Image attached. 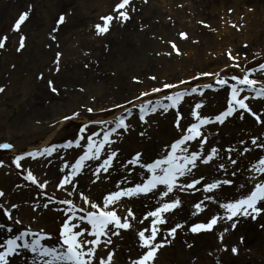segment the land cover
Here are the masks:
<instances>
[{
	"label": "rangeland",
	"instance_id": "obj_1",
	"mask_svg": "<svg viewBox=\"0 0 264 264\" xmlns=\"http://www.w3.org/2000/svg\"><path fill=\"white\" fill-rule=\"evenodd\" d=\"M6 1L11 3L10 8L4 7ZM53 1L30 0L26 6L16 4V0H0V35H8L6 46L0 48V86H3L0 91V143L14 145L11 150L0 149V160L4 161L0 165V190L5 193L0 202L19 205L15 215L23 223L16 226L17 229L29 224L32 217L36 216L32 227L43 228L55 235L60 214L52 210L41 213L32 209L33 201L40 202L43 198L36 196L39 190L25 181L20 170L12 164L13 155L46 144L63 143L74 138L81 122L110 119L112 116V112L88 113L80 109L78 118L67 121L61 119L82 104L96 109L107 108L113 102L131 99L139 91L160 82L183 79L198 71L216 72L224 69L225 64L231 63L227 50L238 55L242 68L255 67L264 62V0H165V3L152 0L154 5L149 4L150 0H130V19L127 23L132 21V12L135 15L141 13V16H134L143 21L135 32L149 38L146 40L149 42L144 45L140 40L136 41L137 37L132 41L128 36H122L121 42L116 44L114 39L120 36L118 33L122 29V23L119 22L113 23L110 31L103 36L94 34L92 26L100 16L111 10L113 0H57V5L54 4L56 0ZM29 5V18L22 25V32L26 36L25 47L18 52V34L10 29L18 13L28 10ZM61 12L65 13L66 22L58 27L54 33L56 41H52L49 33L53 27H57L55 20ZM181 31L188 34L187 39L178 37ZM168 40L175 41L183 54L163 55L171 50ZM126 48L132 55L126 53ZM57 51L62 53L61 66L59 72H54L51 71V65ZM41 72L44 76L38 79ZM224 72L229 75L233 72L240 74L239 69L232 67L224 69ZM133 75L139 77L138 82L131 79ZM153 75L158 78L156 81L149 79ZM253 76L264 81V75L259 72ZM49 79L54 81L58 94H52L48 89ZM196 82L208 80L201 78ZM206 93L203 97L206 102L203 109L205 114H212L223 107L225 93L222 90H206ZM193 102L194 97L189 96L182 104L186 119ZM262 105L264 101L250 102L254 110H259ZM172 119L173 113L170 111L163 115L151 114L143 125L133 122V130L125 133L122 143L118 141L114 147H121L124 157L128 156L129 151L137 150L142 151L147 159L157 153L163 143L178 135L172 126ZM204 131L219 146L229 143L235 145L246 136L264 133V128L255 125L250 117L244 120L237 117L229 119L222 126H205ZM140 132L145 134L141 136L138 134ZM79 151L75 147L58 150L63 154L62 158L69 161ZM60 161L61 156L54 153L51 157H41L35 161L26 159L24 166L31 168L37 176H44L51 181L46 189L50 196L63 199L64 193L56 190L54 183ZM248 161L249 156L246 155L237 166L245 169ZM200 171L204 172L205 169L201 168ZM89 176L90 173L85 170L80 187L90 188L96 197L113 188L115 181L125 176V173L122 168L114 170L107 181L101 179L95 184L89 183ZM246 177L247 170H244L234 178V185L223 186L216 195L220 199L233 198ZM175 195L180 197L182 205L167 218L161 236L166 227L177 222L189 224L202 221L210 211L217 210L215 204H209V210L192 215V204L205 193L176 191ZM155 203L156 200L150 197H137L129 201V206L139 217ZM261 225H264V216L256 221L241 217L235 229L227 221H220L213 231L198 234L191 233L182 225L175 237H168L170 243L159 250L155 264H264V228ZM146 226L137 219L133 230L114 238L117 245L115 264H129L136 257L140 249L135 231ZM224 228L229 230L223 232ZM219 233L223 234V245L227 248L217 238ZM233 245L238 249L235 254L231 252ZM16 264H19L18 260Z\"/></svg>",
	"mask_w": 264,
	"mask_h": 264
},
{
	"label": "snow or ice",
	"instance_id": "obj_2",
	"mask_svg": "<svg viewBox=\"0 0 264 264\" xmlns=\"http://www.w3.org/2000/svg\"><path fill=\"white\" fill-rule=\"evenodd\" d=\"M130 7V0H113L111 10L100 16L92 26L94 34L103 36L110 31L113 23L127 22L130 19ZM30 8L29 5L28 10L19 12L11 25L10 31L18 34V52L25 47L26 36L22 32V25L29 18ZM65 22V13L61 12L55 20L57 27H53L49 33L52 41H56L54 33ZM178 37L187 39L188 34L181 31ZM7 39V34L0 35V48L6 46ZM167 44L171 50L163 55L183 54L175 41L168 40ZM226 54L231 63L225 64L224 69H239L240 74H225L224 69L216 72L198 71L183 79L160 82L139 91L131 99L125 98L121 103L113 102L107 108L96 109L82 104L61 119L67 121L78 118L80 109L88 113L112 112V116L110 119L81 122L74 138L63 143L46 144L13 155L12 164L20 170L25 181L39 190L36 196L43 198L40 202L34 200L32 209L41 213L52 210L60 215L55 235L40 227L33 228L32 222L36 221V216L32 217L29 224L17 229L16 226L23 223L15 215L19 205L0 202V264H16L17 260L19 264H115L117 245L114 238L133 230L137 219L147 226L135 231L140 251L129 264H155L159 250L170 243L168 237H175L182 225L191 233L198 234L213 231L220 221H227L235 229L241 217L256 221L264 216V133L246 136L235 145L229 143L218 146L204 131L205 126H222L229 119L237 117L241 120L250 117L255 125L264 128V105L259 110L250 106L251 100L264 101V81L253 76L257 72L264 75V62L255 67L242 68L238 55H233L230 50ZM61 57V52H55L51 71H60ZM43 76L41 72L37 78ZM201 78H207L208 82L197 83ZM131 79L139 81L136 75ZM149 79L156 81L158 78L153 75ZM47 87L52 94H58L59 90L53 80H47ZM2 90L3 86H0ZM206 90H222L225 93L223 107L212 114L203 112L206 107L203 99ZM189 96L194 97V102L186 119L182 104ZM170 111L173 113L171 123L178 135L163 143L153 156L146 159L142 151L131 150L124 157L122 148L114 147L118 141L122 143L125 133L133 130V122L143 125L148 122L151 114L163 115ZM138 134L143 136L145 133ZM13 147L9 142L0 143V149L3 150H11ZM73 147L80 151L71 161L63 159V154L58 152L61 148ZM54 153L61 156L54 183L55 189L64 193L63 199L50 196L46 189L51 181L44 176H37L31 168L24 166L26 159L35 161L37 158L51 157ZM246 155L249 161L245 169H242L237 165ZM3 164L4 161L0 160V165ZM120 168L124 170L125 176L116 180L113 188L99 196L94 197L90 188L80 187V179L85 170L90 173L89 183L95 184L101 179L107 181L109 175ZM201 168L205 171L201 172ZM244 170H247V177L244 184L240 185V191L233 198L220 199L216 193L223 186L234 185V178ZM176 191L205 193L192 204V215L209 210V204H215L217 210L210 211L205 220L189 224L177 222L166 227L161 236L167 218L182 205L180 197L175 195ZM4 195L0 190V200ZM137 197L156 200L139 217L129 206V201ZM261 227L264 228V225ZM228 230L224 228L223 232ZM217 238L227 248L223 245V234L219 233ZM237 251L233 245L231 252L235 254Z\"/></svg>",
	"mask_w": 264,
	"mask_h": 264
},
{
	"label": "bare ground",
	"instance_id": "obj_3",
	"mask_svg": "<svg viewBox=\"0 0 264 264\" xmlns=\"http://www.w3.org/2000/svg\"><path fill=\"white\" fill-rule=\"evenodd\" d=\"M29 1L30 0H16V4L18 3V5H24V4H26V6H28L27 5V3H29ZM55 1V0H54ZM53 1V2H54ZM154 1H156V2H160V3H165L166 1L165 0H154ZM165 1V2H164ZM55 5H57V4H59L58 2H57V0L55 1V3H54ZM149 4H153V1L152 0H150V3ZM154 5V4H153ZM12 5H11V3L10 2H5V6L4 7H6V9L7 8H10ZM138 15L139 16H141V13H138ZM137 15V13H136V15H135V12H132V16H131V23L129 24V23H127V22H124V23H122V29H120L119 31V33H118V38H115L114 40H115V43L116 44H118V43H120L121 41H119L120 39H122L123 37H125V36H128L129 38H130V40H132V41H134L135 40V38L137 37V39H136V41H138V40H140V43L141 44H143L144 45V43H147V42H149V40L148 41H146L147 39H149V38H147L146 37V35L145 34H142V35H138L137 33H139V32H135V31H137V29H138V27H139V25H141L142 26V23H143V21H142V19L141 18H139V17H134V16H138ZM140 22V23H139ZM130 29V30H129ZM58 35H60V34H58ZM123 36V37H122ZM61 37H63V36H61ZM131 41V42H132ZM125 45V44H124ZM123 45V46H124ZM132 45H133V42H132ZM125 47V46H124ZM132 49V48H131ZM126 50H128V51H126V53H130L129 51V49H127L126 48ZM133 50V49H132ZM131 55H132V53H130ZM59 124H62L61 122L59 123ZM49 137V136H48ZM45 141H47V139L46 140H44L43 141V143L42 144H44L45 143ZM258 235V232H257V234H256V236ZM256 242V241H255Z\"/></svg>",
	"mask_w": 264,
	"mask_h": 264
}]
</instances>
